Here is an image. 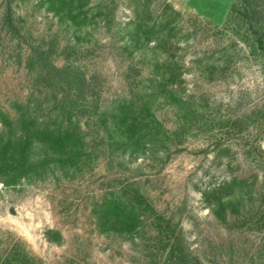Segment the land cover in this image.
I'll use <instances>...</instances> for the list:
<instances>
[{"label":"rangeland","instance_id":"1","mask_svg":"<svg viewBox=\"0 0 264 264\" xmlns=\"http://www.w3.org/2000/svg\"><path fill=\"white\" fill-rule=\"evenodd\" d=\"M235 1L0 0V138L30 113L72 119L88 142L79 166L0 168L1 256L24 244L30 264H264V61L226 26ZM39 46L76 92L38 78ZM121 104L144 119L136 152L107 144ZM110 198L139 212L134 235L101 232Z\"/></svg>","mask_w":264,"mask_h":264},{"label":"trees","instance_id":"2","mask_svg":"<svg viewBox=\"0 0 264 264\" xmlns=\"http://www.w3.org/2000/svg\"><path fill=\"white\" fill-rule=\"evenodd\" d=\"M3 19L4 23L14 30L11 10L3 14ZM226 26L250 49L251 54L261 56L264 61V0H236L229 11ZM48 56V52L41 46L33 47L31 50L29 65L31 68H38V78L48 82L50 86H57L64 94L76 92L78 88H74L73 85L78 81L77 75L71 74L68 66L53 65ZM29 114L19 121L20 134L7 141L0 138V168L5 169L6 173L22 169L23 173L27 174L29 169L37 171L38 168L49 166L51 163L61 167L79 166L84 157L88 156L85 133L72 119L66 124L54 126L58 123L41 124L35 114ZM112 124L114 131L107 129V144L112 151L130 149L136 152L140 149L146 138L143 132L144 119L134 108L121 104ZM35 146L45 147L47 153L36 162H32L30 153ZM97 215L98 226L103 233L115 232L132 236L142 224L137 209L135 207L128 209L116 198L102 202ZM45 235L50 242L58 244L63 239L61 232L55 229L46 230ZM167 237L171 238L170 235ZM176 244L172 242L170 246V257L176 253ZM24 248V244L14 245L6 256L0 255V264L32 263L35 259ZM180 251L183 252L184 249ZM174 261L178 264H202L198 258L190 257V253Z\"/></svg>","mask_w":264,"mask_h":264},{"label":"water","instance_id":"3","mask_svg":"<svg viewBox=\"0 0 264 264\" xmlns=\"http://www.w3.org/2000/svg\"><path fill=\"white\" fill-rule=\"evenodd\" d=\"M13 212V211H12Z\"/></svg>","mask_w":264,"mask_h":264}]
</instances>
